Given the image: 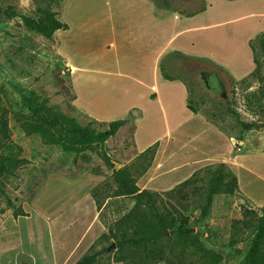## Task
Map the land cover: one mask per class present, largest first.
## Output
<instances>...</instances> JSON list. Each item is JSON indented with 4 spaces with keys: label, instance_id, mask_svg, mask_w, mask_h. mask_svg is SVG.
Returning a JSON list of instances; mask_svg holds the SVG:
<instances>
[{
    "label": "crops",
    "instance_id": "1",
    "mask_svg": "<svg viewBox=\"0 0 264 264\" xmlns=\"http://www.w3.org/2000/svg\"><path fill=\"white\" fill-rule=\"evenodd\" d=\"M201 1V9L184 13L153 0H62L57 13L68 28L50 40L56 60L69 71L71 117L86 124L128 119L110 139L130 134L136 160L156 145L149 167L137 177L141 190L169 191L218 163L232 169L241 187L230 151L234 138L191 112L185 85L163 79L159 63L172 52L203 58L210 67L200 74L208 84L218 77L210 70L239 83L255 69L251 42L264 34V0ZM104 177L50 174L28 216L0 224V264H76L105 233L102 208L91 195Z\"/></svg>",
    "mask_w": 264,
    "mask_h": 264
},
{
    "label": "rangeland",
    "instance_id": "2",
    "mask_svg": "<svg viewBox=\"0 0 264 264\" xmlns=\"http://www.w3.org/2000/svg\"><path fill=\"white\" fill-rule=\"evenodd\" d=\"M61 1L0 0V99L8 111L11 140L22 148L20 157L27 160V163L18 168L13 176L2 180L3 191L9 197L13 207H8L0 195V224L8 225L13 218L16 219L13 216L14 209L21 208L23 212H28L31 200L50 174L58 173L73 177L87 171L104 175L101 182L104 183L110 180L112 169L100 158L101 153L108 156L113 168L123 164L129 166L136 162L130 134L125 133L124 136L118 135L109 139L93 152L74 155L63 152L58 146L43 144L37 135L25 136L14 119L16 112L28 113L26 104L30 92L47 98L50 105L57 106L68 116H71L70 113L73 112L69 71L56 60L51 40L25 29L20 19L22 15L31 16L37 6L58 13ZM156 2L167 9L184 13L197 11L201 7L200 0H156ZM254 48L257 68L261 71L259 77L264 78V57L256 43ZM202 67L209 69L210 66L204 64ZM210 71L217 74L219 78L213 77L208 87L200 74L202 71L196 72L197 94L203 100L201 111L212 119L226 138L242 136L240 144L234 143L236 150L239 149L238 153H234V147H231L230 151L233 152L232 156L239 165L238 175L242 179L240 188L243 190L238 188L233 195H215L209 214L203 219L200 218L199 210L203 202L202 189L199 194L191 193L189 190L182 195L174 194V200L170 201L178 211L189 218V230L200 234L205 248L221 256L220 264H244L247 240L251 234L249 230L245 231L231 241V225L233 221L242 220L244 208L255 211L264 208V203H257V200L264 199V187L253 188L257 183L254 179V174H257L256 171L259 170L257 167L262 164L264 166V131L258 126L264 121V98H261L259 93L264 82L260 84L254 77H248L240 83H235L217 70ZM229 108L238 114L241 122L257 124V126L249 131H243L229 114ZM211 113H215V117H211ZM79 123L86 125L83 119ZM94 127L99 129L96 124ZM243 179L246 180L245 183ZM245 186L253 189L250 193L254 196L244 189ZM105 197L106 195L99 197V201L103 202L100 219L107 228L132 207L133 201L131 198ZM231 242L236 243L231 245ZM104 246L108 247V243L103 239H97L93 249L99 250ZM110 252V255L100 257L96 264H133L131 261L113 262Z\"/></svg>",
    "mask_w": 264,
    "mask_h": 264
},
{
    "label": "trees",
    "instance_id": "3",
    "mask_svg": "<svg viewBox=\"0 0 264 264\" xmlns=\"http://www.w3.org/2000/svg\"><path fill=\"white\" fill-rule=\"evenodd\" d=\"M153 1L157 6L164 7L156 0ZM200 2L199 9L203 6V1ZM163 4L165 5V1ZM20 19L25 29L46 39H50L56 31L68 28L58 20L55 11L42 6H37L31 16L22 15ZM254 43L264 57V34L256 35L251 42L253 53H255ZM206 62L208 61L203 58L172 52L161 59L159 73L165 80L181 81L188 93L187 108L193 113L201 114L214 124L212 119L201 111L203 100L197 94L196 72L203 71L202 65ZM253 62L255 69L249 77H254L261 84L264 78L259 77L261 71L257 68L254 55ZM259 93L261 98H264V86H261ZM26 105L27 114L14 113V119L24 135H37L43 144L58 146L63 152L74 155L93 152L95 148L103 146L107 140L115 136L119 128L129 123L128 119H122L105 124L89 122L83 126L74 117L62 113L57 106L50 105L47 98H42L34 92H30ZM228 112L243 131H249L257 126V124L241 122L238 114L230 108ZM215 115L211 113V117ZM94 124L98 125L99 129L94 127ZM259 128L264 131V121L260 123ZM10 135L8 111L0 99V195L7 206L12 208V202L3 191L2 180L13 176L18 168L27 163V160L20 157L22 148L12 142ZM234 140L238 144L242 141V136L237 135ZM234 147L236 148L235 144ZM155 150L156 145H153L137 157L135 164L116 170L111 166L108 156L101 153L100 158L112 169V173L108 182L99 184L91 192L97 210L103 205V202L99 201V197L103 195H106L105 198H131L133 205L105 228L107 232L98 239L105 240L108 246L112 242L115 243V250L110 252L113 262L220 264L221 256L205 248L200 234L189 230V218L178 211L170 200H174V194L182 195L186 190L199 194L202 189L200 218H206L215 195H233L237 192L238 183L234 172L225 163L212 164L194 172L188 179L167 192L141 190L136 185L137 177L147 170ZM136 166L137 169L134 168ZM27 215L21 208L13 210V216L16 218ZM241 216L242 220L232 222L230 240L234 241L239 234L249 230L251 235L247 240L244 264H264V208H260L259 211L244 208ZM235 243L231 242V245ZM93 248L92 246L76 264H96L103 255H110L107 246L99 250ZM21 257L24 256H19Z\"/></svg>",
    "mask_w": 264,
    "mask_h": 264
},
{
    "label": "bare ground",
    "instance_id": "4",
    "mask_svg": "<svg viewBox=\"0 0 264 264\" xmlns=\"http://www.w3.org/2000/svg\"><path fill=\"white\" fill-rule=\"evenodd\" d=\"M257 175H254V179L257 181V183H255L254 185V189H258L259 186L264 187V166L259 165V167H257ZM261 169V171H260ZM242 181V179H240ZM243 181H246L243 179ZM264 200V199H263ZM259 202H261L262 200H258Z\"/></svg>",
    "mask_w": 264,
    "mask_h": 264
},
{
    "label": "water",
    "instance_id": "5",
    "mask_svg": "<svg viewBox=\"0 0 264 264\" xmlns=\"http://www.w3.org/2000/svg\"><path fill=\"white\" fill-rule=\"evenodd\" d=\"M204 80V83L205 85L208 87V83H207V80L203 79ZM258 126L260 127V124H258ZM116 247H115V243L112 242L108 247H107V252H110L111 250H114Z\"/></svg>",
    "mask_w": 264,
    "mask_h": 264
}]
</instances>
